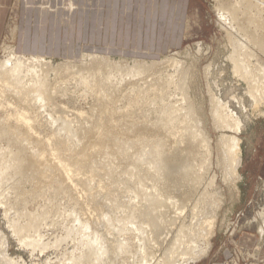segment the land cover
Here are the masks:
<instances>
[{
    "label": "rangeland",
    "instance_id": "obj_1",
    "mask_svg": "<svg viewBox=\"0 0 264 264\" xmlns=\"http://www.w3.org/2000/svg\"><path fill=\"white\" fill-rule=\"evenodd\" d=\"M255 1H257V2H255ZM220 2H224V3L231 2L230 4H236V5L240 6V8L242 7V9L244 10V14L245 15H246V12H247V15H249V17H252V18L256 17L255 19H257V20H255V24L258 26V23H260L259 25H261L264 28V12H263L264 11V0H245V1H243L244 5L241 4V0H190V5L188 6V8H186V13L184 14V19H183V20H185L184 23H183L184 27H182V30H183V35H182L183 41H182L181 45L178 48L169 50L168 52H166L163 55L152 56V57H150V56H142V55L138 56V55H136L135 51H133V49L132 50H128V51H126L123 54V53L119 52L118 50H116V49H118V47L121 46L120 45V37L118 35H116V32L118 31V29L117 30L115 29L116 30L115 33H111L110 31L106 30L105 28H102L101 34L99 36H96V34H93V31H91V30H85V29L82 30L81 29L80 30L81 34L78 35V32H79L78 30L79 29L75 28V25H74L73 27H71L69 29L70 30V34H71L69 36V39H70L69 47H70L71 50L68 51V52H53L52 54H47V55L45 54V56L47 58H49V59H46L45 62L51 61V64L53 63L52 65L56 66L57 64L63 63L64 61L68 62L67 64H73V63H69V62L72 61V62L76 63V65H77L75 67V69L73 68L74 70H76V68H79V66L83 65L84 63H86L88 61V60H84L83 59L84 58V54H89L91 52H96L99 55L108 56L109 59L111 61H113V62H115V61L116 62L118 61V62H121V63L124 62V63H126L125 64L126 66H131L132 64H134L136 59H138V60H141V59L143 60L144 59V60H146L148 62L157 61V62H159V63L156 64L157 68L162 69L163 71L167 70L169 72H173L175 68H173V66L171 65L172 63L170 61L175 59V60H178L179 62H181V64L183 66H185L186 68L188 67L189 71H190L189 82H188L189 83L188 95L190 97L189 99H190V102L193 103V105L195 106V109H196L195 112H196L198 120H200V124H201L200 128L205 132V135H207L208 141L210 140V145H211V148L213 149L212 152H211L212 155L210 156V159H211V161H210L211 165L210 166L209 165H206L207 167L205 166V164L208 163V161L206 160V156L205 155H201L200 154L201 157H198V158H201V159H199V161L197 159L196 162H195L196 170H198V168H200L199 171L200 170L204 171V172L202 171L204 173V175L200 171V174L202 175V179H201L202 181L200 183L202 185L201 184L197 185L199 188L196 186V189H197V192L199 194H203L205 192V190H207L208 194H210V192H211V194L213 196L216 195V198L214 197L216 199V201L217 202L219 201L217 203V205L215 206L216 209L214 207L215 213L213 211V214L217 215V216L215 215V220H216L215 223H214L215 226L213 227V230L209 229L207 231V233H208V237L206 236L207 239L204 238L205 240L203 241V239L201 237L199 238L200 241H199V245L197 246V248H205V250H206L207 249L206 244H207V242H209L211 247L207 251V253H204L203 255L199 256L196 259H194V261L191 260V262H189V264H210L211 261H212L213 256H216V255H218L219 257H222V255H223V257H226V259L224 261L225 264H264V237H261L259 235V228H260V226L262 224L261 223L262 221H261V219L258 216L259 212H261V211L263 212L264 211V103H262V105L256 106L254 104L253 99H251L249 97V95H247L248 94V89L246 87L247 84L245 83V81L240 79V78H238L237 76H235L232 73V71H230L232 69V64H231V62H229V61L227 62L226 61L228 55L232 52L231 51L232 50V45H230L232 43H231V38H229L230 37L229 33H233L232 34L233 36H237L239 34L236 33L235 30L229 29L228 24L224 23L220 19V16H219L218 10H217ZM246 2H247V4H249V7L253 3H255V4H254L253 7H250L251 9H248V6L246 5ZM249 2H251V3H249ZM245 5L247 6V8L245 7ZM257 5L259 6V8L262 7V10H261V8L260 9L257 8L256 7ZM243 7H245L246 9H244ZM247 9L249 11L250 10L251 11L248 12ZM10 10H11V8H10ZM251 12L254 14V17H253V14ZM260 13H261V15H260ZM15 16H16V10L15 11H9L8 15H7V20H6V22H7L6 23L7 24L6 25V29L4 28L3 30H1V34H0V61H2L3 59L7 58L8 56H10V54H11L10 53L11 52L10 49L15 48L14 47V39H13V36H12V32H13L12 25H14ZM241 16H242V20H240L239 22H241V21L244 22V28L246 27V29H249L252 33L255 30H256V32L258 30L257 33H259L260 30H261V33L263 32V34H264V29L261 26H260L261 28L258 26L260 29L257 28L256 25H255V27H253L254 26L253 25L254 22H252V21L248 22V18L244 17L243 15H241ZM253 28H254V30H253ZM232 31H234V32H232ZM242 31H244V30H242ZM251 32H248V33H251ZM98 39L100 40V43H96ZM78 41H79V43H78ZM85 44H87V45H85ZM110 46H112V49H113L112 51L111 50L110 51L107 50V49L111 48ZM257 46H258L257 44L250 43V47H252V49L255 50L256 56L257 57L259 56V58L261 57L260 58L261 60L258 58L259 59L258 61L263 64L264 63V48L259 46V48L260 47H261V49L263 48V51H260V49H257ZM6 47H8V48L6 49ZM83 47H85L87 49L88 48H96V49H100V50L99 51H91V50L84 49ZM168 68H169V70H168ZM55 73H56L55 71H52V70L49 71V74L51 75L50 77L51 78H56L55 77L56 76ZM70 74L71 73L66 72L63 75L61 74V76H64V77L68 76V77H66V80L69 78L68 81H70V79H73L72 81H70L68 83V84H70L69 85L70 87L68 86L67 89L62 88V91L65 89L64 91H66V92L69 89L68 92H70L71 94L67 92L68 96H69L68 97L67 93L65 94L64 91H63L64 94L62 92H59L61 95L63 94V97H61V95L59 94V96H57V100H55V101H56V103L58 102L59 104L58 103L57 104L59 106H61L62 108H64V109L67 107L66 109L68 111H70L71 108H72V111L78 110L77 112L81 113L80 123H82V126L85 129H88V131L90 130L89 131L90 136H92V134H94V133L98 134V135L94 134L93 137H91V140L89 139L91 142L92 141L94 142V140L96 139L95 142H94L95 144L92 142L93 145L99 146L100 139H101V142H103V141L105 142V141L109 140L108 143H111L113 141H111L110 139L113 138V136L114 137L117 136L119 138L121 136L120 139L123 140V141H124V139H125V141L127 139H129L126 142H128V143L131 142L130 144H134L135 142L137 143V139L138 138L142 139V137H143V139H144L143 141L145 143V145L143 147H144L145 150L151 149L152 148L151 145H154V143L157 142L156 141L157 139H161L164 142L165 151L171 157H175V155H178L180 151L184 150V148L186 146V143H184L185 142V137L184 136H185V134H187V133H185L187 131L184 130L185 129L184 126L186 125V129H187V122L188 121L183 120L185 123L184 122L177 123L176 124L177 127L175 125L174 126H172V125L167 126V124L165 123L166 121H164L167 116L168 117H172L173 115H176L175 113H177V114L181 113L180 114L181 117H184L183 115L187 114L186 110L182 111V112H185V113H182L181 111L175 112L173 110L175 102L177 104V105L175 104V107L179 106L181 108L182 104H185V103H183V99H182L183 97H181L182 96L181 92L178 89H175L173 86H170L169 88L166 86L164 88V90H165L164 93H161L162 90H158V91H157V89L155 91L152 90V92L154 91V93L159 92L158 93L159 94L158 97H157V95L154 96L152 94L151 95L153 97L150 94H149V96H151V97H149L148 94L146 96L144 93H142V95L143 94L145 95L143 97L141 95V93H140L141 96L137 95V93H139V92H138V89H136V87H135V89L132 88V86L133 87L136 86L135 83H137L136 82L137 80L135 81L134 79H130V80L126 79L127 81H123V84H124L123 87L122 88L120 87V89L118 88L121 93H118L119 90L117 89L118 91L114 92L116 95L113 93V99L112 100L111 99H107V100H109V104L108 105H110V106L107 105L109 107L108 108L106 106V104L104 103L105 101L108 103V101L107 100H104V101L101 100L102 96H100V94H98V92H96L99 95V97H98V95L95 92H93L95 90L94 89L95 87L94 88L92 86L85 87V85L81 86V82H80L81 81V77L79 79V77L77 75H73L72 76ZM102 74L103 73H98L97 78H100V77L102 78V76H103ZM74 79H75V81H74ZM76 79H78V80H76ZM71 82H73V83L75 82V84L77 83V84H80V85L77 86V84L75 85V84H72ZM119 82H120V80H119ZM153 86L155 87L157 85H153ZM173 88H174V90H173ZM166 89H169V90L167 91ZM132 90L134 91V93H136V91H137L136 95H134ZM150 90H151V88H150ZM74 92H75V94H74ZM165 92L167 94H169V95L167 96ZM174 92H176V93H174ZM94 94H95V96H94ZM123 94L125 96L127 94L128 95L125 97V96H123ZM160 94H161L162 97L160 96ZM211 94H213L216 97H219L221 99V101H222V104L224 103L227 106V109L229 110V111H227V113H231L232 116L234 117V118H231V120H229L230 126L232 128H229V129L227 128V129L223 130V129L217 128L214 125L213 116H212V112H211V102H210ZM87 95H89V96H87ZM118 95L121 96V97H119ZM163 96H165V97H163ZM59 97H61L60 98L61 100L59 99ZM95 97H97L98 99L100 98V101H103V102H101L103 104L100 103L102 106L99 105L100 101L97 98L95 99ZM136 97H137V99H136ZM147 97H149V100L147 99ZM72 98H73V100H72ZM124 98H126V100ZM131 98H133V100ZM138 98L140 100H142L141 101L142 104L140 103V101L139 102L137 101V103H135V105H134L133 102H136V100H139ZM141 98H143V99H141ZM151 98L152 99L154 98V99L151 100ZM177 98H178V100H177ZM116 99H117L118 102H116ZM144 99H145L146 102L143 101ZM159 99H160V101H159ZM96 100H98L99 102H97ZM147 100H148V102H147ZM166 100H168V101H166ZM149 101H150L151 104H149ZM164 101H166L167 103L164 102ZM60 102H61V105H60ZM110 102L112 104H110ZM154 102L157 104V107H156V104ZM170 102L173 104V106H172V104ZM65 103H67V104H65ZM97 103L101 107L102 111L101 110L94 111V107L95 106L93 107L92 105L98 106ZM139 103H140L141 106H139ZM145 103L148 104L149 107ZM144 104L146 106H144ZM158 104L160 105V107L158 106ZM179 104H181V105H179ZM127 105L128 106L131 105V108H127ZM168 106H170V109H172L173 112L170 111ZM103 107H104V111H103ZM118 107H119V109H118ZM139 107L141 108V110L143 109V107H144V109L141 111ZM132 108H134V111H133ZM161 108L163 110H165L164 112L167 115L166 117H164V116L161 117V115H165V114H163L164 112H163V110ZM105 109L106 110L108 109L107 111H109V113L107 111H105ZM109 109L110 110L114 109L115 113H114V111L111 110V112L113 113L112 114ZM79 110H81V111H79ZM148 110H150V111L153 110V111L150 112ZM131 111H133L134 113H132ZM167 111H169L168 113H170L172 116L168 115ZM261 111H263V112H261ZM48 113H50V111H43V109L40 111L39 119L41 121H43V122H41L39 120L41 125H39L40 124L39 121L37 123L35 122L36 125L38 124L36 126L37 132H39L38 130H40L42 132V134H43V135L42 134L41 135L42 136H46V138L49 137L50 133L54 132V134H56L55 137L61 138V136H62V139L63 140L65 139L66 141L68 140L66 143L68 145L71 144L72 147H73L74 143H76L77 140L76 139L74 140L73 138L69 140L67 138V133L66 132L58 131V128H59V124L58 123H57L58 125L55 124L54 122L51 124L52 126L48 125L47 120H45L47 118H50ZM82 113L84 115H82ZM106 113H107V115H106ZM110 113H111V115H110ZM137 113H139V114H137ZM156 113L157 114L159 113V114L157 115ZM42 115H45V116H42ZM103 115H104V117L105 116L106 117L103 118ZM143 115L146 118L143 117ZM91 116H92V118H91ZM88 117H90V119ZM137 117L139 118L138 119L139 123L138 122H133L132 118H134V121H138ZM96 118H98V119L96 120ZM107 118H109V119L107 120ZM159 118H160V121H159ZM43 119L47 123L44 122ZM126 119L129 120L130 123ZM130 119H132V121ZM148 119L150 121H148V123H147ZM48 120H50V119H48ZM90 120H92L91 122L94 121L95 124H93V125L95 127L92 125ZM140 120L141 121L145 120V121H142V123H140L141 122ZM161 120H162V122L164 121L166 126L164 125V123H163L164 126L162 125ZM97 121L101 125L102 130H101V127L99 126V124L98 123L96 124ZM236 121L239 124L237 129H235V125H234V122H236ZM108 122H110V123H108ZM127 122L130 124V126H131L130 128H132L133 125L135 126V123H137L136 126H138V127H134L133 126L134 130H132V129L130 130V128L128 127L129 125L127 124ZM131 122L134 123V124H132ZM43 123L45 124L46 128H45ZM145 123H147L148 124L147 126L149 127V129H147V130H145L146 129L145 128L146 127ZM159 123H160V125H159ZM76 124L78 125V123L75 122L74 125L77 126ZM120 124H121V126L119 127ZM143 124L145 126L141 127L140 125H143ZM42 126H44V131H43V127ZM125 126H126V128H125ZM94 128L97 131L94 130ZM159 128H161V130ZM163 129H164V131H162ZM52 130H54V131L52 132ZM117 130H119V131H117ZM135 130L137 132L138 131H141V132L137 133ZM181 130L183 131L184 134L182 133ZM55 131H58L59 133H57ZM101 131H103V133H101ZM148 131H149V133H148ZM46 132H47L48 135L46 134ZM48 132H50V133H48ZM173 132H174V134H173ZM177 132L180 133V134H178ZM104 133H107V134H104ZM223 133L229 134V135H231L233 137H237L240 140L242 162H241L240 166L237 169L238 174L240 176L238 178H236V176L234 177V175H232V176L229 175L231 177H229V179H228V175H226L223 171H221L222 168L220 167V164L218 162L219 149L217 147V141H218V138L220 137V135L223 134ZM100 134L102 136H100ZM139 135H141V136H139ZM147 136H148V139L146 138ZM94 137H96V138L94 139ZM101 137L102 138L104 137V138L102 139ZM105 137H107V138L109 137V138L105 139ZM124 137H126L127 139L124 138ZM52 140H54V139H52ZM52 140H50V142H51L50 144H53L52 147H54L55 146L54 145L55 144V142H54L55 140L54 141H52ZM89 140H85V142L87 141L86 143L89 144V142H90ZM131 140L132 141L134 140L135 142L133 141L134 142L133 143ZM151 140H152V142H151ZM96 141H98V142H96ZM181 141H183V142H181ZM91 142H90V144H91ZM149 142H150V144H149ZM206 142L207 141H204V143H206ZM48 143L49 142L47 141V144ZM183 143L185 144V146L182 145ZM71 145H69L70 148H72ZM172 145H174V146H172ZM131 147H133V148H131ZM176 147H178V148L181 147V148L177 149ZM50 148H51V145H50ZM131 149L132 150L133 149L137 150V148L135 149L134 146H129L127 148V152H128V153L126 152V154L128 155L127 156V158H128L127 161L131 160L130 158H132V160H133V161L132 160L129 161L130 163L127 162V165L125 164L127 166L128 172L125 171V172H122L121 174H116L114 176V178L110 177V176L107 177V174L105 173V168L103 170V167H104L103 165L104 164L102 163L103 165H100V164H99V166L97 165V168H96L95 171H93V172L89 171L88 172L89 174L87 173V171L89 169L85 168V170H82V172L80 171L79 175L77 174V177L75 176V178H74V175L73 176L71 175L75 180L76 179L77 180L76 181L71 180L70 184L67 183L65 185L64 183H62V180H60L61 178H59V175L61 176V174H60L61 172H58L59 169H57L55 167L57 171L55 169L47 170L48 173H49V174L47 173V175L49 177H47L45 175V177L43 178V179H45V182H42V181H44L43 179H41V180L39 179V181L37 182V184H38L41 181L40 183L43 185V187H41L42 185L40 183H39L38 187L39 188L41 187V189L43 188L42 189L43 191H45L44 189H50L51 188V186H50L51 184L54 185L52 189H53V191L54 190L55 191L53 193L51 192V189H50L48 191L46 190L45 193L47 195L44 192H42L43 194H41V195L31 196L30 193H29L30 185H27V187H26L28 189L27 198H25L24 200H22L20 202L17 201L16 204H14L11 201L10 203H12L14 205L11 204L10 206H12V207L7 205L9 208L6 206V201L8 199V195H10L12 197V196H15L16 194L15 193H12V194L9 193V192H12V191H9V192L6 191V193H7L6 195L5 194L3 195L2 193H0V236H1V238H0V250L2 249L1 250L2 252H0V254L3 257V259L0 260V261L3 262L4 264H12V263L13 264H15V263L16 264H54V263L55 264H59V263L60 264H72L73 263L72 261H75L76 264H78L77 262H81V264H86V263L92 264V263L95 262V259L97 260L99 258V260H100V257H102L103 252L105 251L104 250L102 252V250H101V252H100L101 255H99L100 253L95 255V254H93L90 251L91 246H94L93 244H95V243L97 244L99 242L98 238H99V240L102 239L100 241L101 243L103 242L102 246H100V247L105 249V248H108L109 246H111L113 243L117 242V240H116L117 237H118L119 240H121L120 241L121 244L117 242V243H115L113 245H115V246L117 245L118 246V244H120V245H122L124 247L122 248V246L121 247L119 246V249H118V247L116 246V249H118V250H116L115 248H113V245H112L111 248H112V251H114V253H112L111 255L112 256H113V254L114 255L115 254L118 255L117 252L119 251L118 257L117 256H113V259H112V257H110V258L106 257V254H105L104 255L105 256V260L102 258L103 260L101 259L102 261L101 260L99 261V262H102V264H107V263L108 264H112V263L113 264H122V263L123 264H127V263L131 264V262L132 263L135 262L137 264H142V261L145 258H146V264H148L149 261H150L149 262L150 264H164L165 261H167L169 264H172L173 260H180L181 256L179 257L177 254H175V256L177 257L176 259L174 257H171V256L166 257L165 247H166L167 244L165 246L161 245L157 241V237H155L156 235H155L153 230H149V232L151 231L154 235L152 233L149 234L148 230L144 229L146 226H144L141 229V231H142L141 235H143V234L146 235L145 233L147 232V235L151 236V237L149 236L150 237L149 238L146 235L147 238H145V237L144 238L146 240L152 238L151 240H147V241L148 242L149 241L153 242V243L151 242L153 244V249H152V246H151L152 244L151 243H150L151 245L147 246L148 248L146 247L145 244H148V242L146 241V243H145L144 239H141V237L143 238L144 235L143 236L138 235V234H140V231H139V233H137V235L140 236L141 242L145 243V244L141 245L138 236L136 237V234H134L135 231L132 230L133 228L137 229V227H138L137 225H139V226L143 225V221L142 220L141 221L138 220V216L136 214L138 212L137 210L138 209L140 210V206L141 205H142L143 208H144L145 205H147V206L150 205V204H147L148 202H145L143 200L142 196L146 193L147 189H148V191L151 194H154L156 184L161 185V181L160 180L157 181L156 179L152 180V179H149L147 177L145 179L143 178L144 180L141 179V181H137L136 180L137 178H134V176H132L133 175L132 174L133 164H131V163H133L134 160L136 159L135 156H136V152L137 151H134V150L132 151ZM175 149H177V150H175ZM47 150H48V146H47ZM33 151H31V152L32 153L36 152L35 150H33ZM41 151H43V150H39L38 152H41ZM131 152L134 153L133 156L131 154H129ZM70 153H71V151H69V150H68V152L65 151L64 158L67 161V163L70 164V167L73 168V166H72L73 164L72 163L78 156H75V159H71L70 157H68V156H70ZM101 160H102V158L99 157L97 161H100V163H101L102 162ZM115 160H116V158H114V161ZM115 162L119 163L120 162V158L117 159ZM145 162L146 161H144V163H142V167L146 166ZM218 165H219L220 169H219ZM201 166H205V168H207V169H205V168L201 169ZM52 168H54V167H52ZM150 168H152V167H150ZM99 169L103 170V171L100 172ZM84 171H86V172H84ZM56 172H58V173H56ZM90 172H91V174H90ZM103 172H104V174H103ZM82 173L84 175H82ZM92 173H95V174L92 175ZM52 174H54L56 177L54 175H52ZM85 174L87 175V177H86ZM80 175L84 179H82V177H79V178L82 179V181L84 180L85 183L84 182L82 183V181L78 178V176H80ZM213 175H215V176H213ZM225 175H226V177H225ZM89 176L93 177V178L91 179ZM105 177L107 179L108 178L109 179L112 178V179H110V181H108L109 179L107 180ZM132 177H133V179H135V180H132L133 181L132 183H135V185L132 184V183L126 184L125 181H127V179L129 180V178H132ZM85 178H87V179L85 180ZM89 178H90V180H89ZM46 179H47V181H46ZM51 179H52V181H51ZM93 179L94 180L97 179V181H94ZM54 180H55L56 184H54L55 183ZM78 180H80L82 184L80 183V181L78 182ZM212 180H213V183H212L213 185L211 186V184L209 185V183ZM51 182H53V183H51ZM123 182H125V183H123ZM78 183L80 184V186H79ZM90 183H92V184H90ZM116 183H118V184L116 185ZM45 184H47V185H45ZM72 184L74 185L75 188L72 186ZM101 184H103V185H101ZM48 185H49V187H48ZM59 185L60 186H62V185L64 186V187L62 186L63 191H58L56 189V188H58ZM76 185H77V187H76ZM84 185H85V187H87V186L88 187L87 188L83 187L84 188L83 189L82 186H84ZM90 185L91 186L94 185V187H91ZM89 186H90V188H89ZM128 186H130V188H127ZM67 188H72L73 189V191L71 189L70 190L72 191V193L74 192L73 195H72L74 198L71 196V194H72L71 191L68 190ZM180 188L181 187H179L178 190L177 189L173 190L175 193L172 191L174 193V196H173L174 198L170 199V200L176 199V203H175L176 205H173L174 204L173 202H172L173 204H170V205H172L173 207L175 206L174 209H172L173 211L171 210L172 214H174V211H179L180 212L179 213L180 216H183V217H181L180 219H178L177 222H175V223H177L175 226L174 225H170L172 229L170 228V226H169V228L167 230L164 229V231L168 232V234H167L168 237L167 238H169V239L176 237L177 234H179L180 230L185 226V224H187V223H189L191 221V217H192L191 211H192V209H194V211H195V209H196L195 208V204H196V202L198 201V198H199L198 193L196 194L197 196L194 194V195H190L191 196L190 197L189 195L186 194V196L183 197L182 195H185L184 193L187 192V188L185 186L182 187L181 189ZM183 188H184V190H183ZM74 189H75V191H74ZM128 189L132 190V191L130 192ZM196 189H194V190H196ZM94 190H95V193H94ZM97 190L100 191L101 193H103V195L101 193L99 195V192ZM116 190H117V192H115ZM138 190L140 191V194H138L139 193ZM142 190H143L144 193H141ZM49 191L51 192V193H49L50 195L48 194ZM65 191H66V193H65ZM176 191H178V193ZM181 191H183L184 193L181 192ZM57 192H58L59 195L55 194ZM62 192H64V193H62ZM68 192L70 193V196H69V194H67ZM75 192L77 193L76 195H75ZM89 192H90V194H88ZM96 192H98V194ZM109 192H111V194H113V192H114V194L111 195ZM121 193L123 195H125L126 197L122 196ZM93 194H95V195H93ZM105 194H108V196L110 195L112 198L110 196H109L110 199H107L108 197L105 198L107 196V195L105 196ZM151 194L149 195L150 197H152ZM91 195H93V196H91ZM101 195H102V198L100 197ZM127 195H128V197H127ZM153 197H154V195H153ZM52 198L55 199V200L53 201ZM61 199L63 201L65 200L66 202H62ZM80 199H81V201H79ZM105 199L107 201H105ZM122 199H124L125 202L126 201H128V202L124 203V201ZM195 199H197V201H195ZM119 200H121V201H119ZM187 200H189V201H187ZM77 201L80 202V203L78 204ZM185 201H186V204H185L186 206L185 205L182 206L183 205L182 203H185ZM46 202H49V204L54 202L55 205L54 204L51 205V208L49 209L50 213L48 215L40 217L38 215H39V213H41V211H42V209L44 207V204ZM70 202L73 205H71ZM102 202H103V204H102ZM193 202H194V204H192ZM84 203H86L87 205L84 204ZM111 203H113V204L111 205ZM169 203H171V201ZM187 203H190V204H187ZM62 204H64V205H62ZM76 204L81 205V206L75 207ZM82 204H83V208H82ZM192 205L194 206V208H191ZM121 206H122V208H121ZM180 206L182 208L184 207V209H182ZM40 207H41V209H40ZM117 207H119V208H117ZM132 207H134L136 209L134 211H132L133 210ZM186 207H187V209H186ZM4 208H5L6 211L4 210ZM72 208H74V209H72ZM130 208H131V210H130ZM17 209L29 212L30 213V217L34 216L33 217L34 219H39V220L41 219V222L39 223V226H37V228H33V230L31 229V232L29 233V235H27V237L20 236V235H18L16 233L15 229H16V225L17 224L23 225V223H25L28 220H30V219L27 220L26 216H24V215L20 216L18 214H15V213H17ZM106 209H108V210H106ZM112 209L114 211H112ZM129 210H130V212H128ZM107 211L109 212L110 215L108 214ZM68 212H70V213H68ZM181 212L183 213V215H181L182 214ZM104 213H105L104 216L105 217L107 216L106 218L102 215ZM71 214H74V215L72 216ZM126 214H128V218L126 217L127 216ZM172 214H171V212H169L166 215H167V217H170ZM129 215L131 217H129ZM87 216H88V218H87ZM67 217H68V219H65ZM122 217H126L125 221H127V224H128V226L125 225V227H127V228L124 227L125 230H123L121 228L126 223L124 221V218H122ZM28 218H29V216H28ZM111 219H112V221H111ZM133 219H135L136 224H135V226H132V223H130L131 224L130 225L131 228H129V222H131V220H133ZM118 220H121V221H118ZM136 220H138V221H136ZM204 220L205 219L202 218V221H204ZM68 222H69V224H68ZM70 222H72V223H70ZM78 222H80V223H78ZM115 222L117 223V225H116ZM137 222H139V223L142 222V223H140V224L138 223L137 224ZM81 223H82V225H81ZM83 223H86V224L88 223L87 224L88 228L91 225L92 229L90 227V230H89L87 228L86 224H84V226H85L84 227ZM199 223H201V220H200ZM144 224L146 225L145 222H144ZM203 224L205 226L206 223L204 222ZM98 225H99V227H101L100 229H98ZM109 225H110V227H109ZM119 225H122V226H119ZM79 227H80V229H78ZM81 227H83V231H80L82 229ZM113 227L116 228L115 229L116 232L114 231ZM173 227H175V228H173ZM201 227L198 230V232L202 231L203 227H202V229H201ZM94 228L96 230L95 233H94V230H93ZM105 228H106V230H105ZM138 228L140 229V227H138ZM206 229H207V227H206ZM70 230L72 232H70ZM128 230L131 231L132 233L128 232ZM99 231L101 233H99ZM105 231H106V233H105ZM137 231H138V229H137ZM174 231H176V232H174ZM91 232H92V234H91ZM108 232L110 233L109 234L110 237L108 236ZM117 232H119V233H117ZM246 233L251 234L253 239H252L251 242L247 241V242L243 243L241 236H243ZM99 234H102L101 235L102 237ZM70 235H71V238H70ZM79 235H80V237H79ZM98 235L101 237V239H100V237H97ZM114 235H115L116 238L114 237ZM86 236H89V237L91 236L90 239L93 242H91V240L89 238H87ZM152 236L154 237V239H153ZM165 236H166V234H165ZM191 236H192V233H191ZM199 236H203L201 232H200ZM251 236L245 235L244 239L245 238H250ZM60 237H61V239H60ZM94 237L95 238L97 237L96 240L98 242L95 241ZM192 237H195V235H193ZM27 238H31V239L35 240L37 244L29 245L30 243L28 242V240H26ZM103 238H105V239H103ZM123 238H125V239H123ZM107 239H108V241H107ZM42 240H43V242H42ZM109 240L111 242L113 241V243H111V244L108 243ZM114 240H116V241H114ZM122 240H124V242H126V240H129V241L126 244ZM37 241H39L40 244ZM106 241H107V243H106L107 247H105V244H104V242H106ZM138 241H139V245L137 244ZM83 242H85V243H83ZM154 242L155 243L158 242L159 244L157 243V245H156ZM88 243H90L92 245L90 246ZM101 243L100 244L98 243V244L101 245ZM125 245H127V248L125 247ZM136 245L138 247H140V248L138 249V247ZM159 246H160V248H159ZM185 246H187V245L185 244ZM185 246L183 245L182 247H185ZM143 247L145 249H143ZM111 248L107 249L109 252L106 250V252L108 254L111 253V251H110ZM120 248L122 249V251L124 253L121 251ZM134 248L136 249V251L134 250ZM3 249H4V251H3ZM76 249H78V250H76ZM86 249L88 250V252H87ZM126 249H127V251L125 252ZM137 249H138V251H137ZM140 249L142 250L141 251L142 254L139 251ZM85 250H86V252L88 254L91 253L92 256L91 255L87 256L86 255L87 253L85 252L86 254L85 255L83 254L82 259H80L81 256H82V254H80V253H83ZM147 250L149 251V253H147L148 252ZM145 252H146V254H144ZM129 253H131V254H129ZM135 253L136 254L137 253L141 254V256L139 255L140 258L138 256H136ZM69 254H71V256ZM258 254H260L259 257H258ZM75 255H77V256L80 255L79 256L80 258L75 256ZM129 255L130 256L134 255V256L130 257ZM148 255L154 256V258H152V257L149 258ZM64 257H65V259H64ZM89 257H91V261H90ZM92 257H94L95 259L92 258ZM114 257H116V258L114 259ZM78 258L81 261H79ZM70 259H72V260L70 261ZM109 259L111 261L115 260V262L110 263L111 261ZM132 259H134V260H132ZM82 260H84V262ZM152 260H153V262H152ZM92 261H94V262H92ZM138 261H139V263H138ZM3 263H0V264H3ZM95 264H99L98 261ZM143 264H145V262Z\"/></svg>",
    "mask_w": 264,
    "mask_h": 264
},
{
    "label": "bare ground",
    "instance_id": "obj_2",
    "mask_svg": "<svg viewBox=\"0 0 264 264\" xmlns=\"http://www.w3.org/2000/svg\"><path fill=\"white\" fill-rule=\"evenodd\" d=\"M245 0H241V4H243ZM248 2V1H247ZM246 2V5L248 6V9H251L250 7H253L255 3H253L250 7H249V4H247ZM252 2V1H251ZM249 2V3H251ZM254 2V1H253ZM257 2V1H255ZM231 2H220L217 10H218V14L220 16V19L224 22V23H227L228 26H229V29L231 30H235L236 33H238L239 35L237 36H233L232 34L233 33H229L230 37L231 38V43L230 45H232V52L228 55L226 61L228 62H231L232 64V69L230 71H232V73L237 76L238 78L242 79L245 81V83L247 84V89H248V94L249 97L251 99H253L254 101V104L256 106H259V105H262V103H264V63H260L258 60L261 58H259V56L257 57L256 54H255V50L252 49V47H250V43L252 44H257V49H260V51H263V48H264V34L263 32L261 33V30L259 33L258 30L256 32L253 31V33L249 30V29H246V27L244 28V22H239L240 20H242V16L243 15L244 17L248 18V22L252 21L254 22V26L255 27V18H252V17H249V15H247V12H246V15L244 14V10L242 9V7L240 8V6L236 5V4H230ZM259 4V3H258ZM244 5V4H243ZM245 5V7L247 8V6ZM261 6V5H260ZM263 6V5H262ZM245 7H243L244 9H246ZM257 8H259V6L257 5L256 6ZM255 8V7H254ZM261 10H262V7H260ZM259 8V9H260ZM247 9V10H248ZM246 11V10H245ZM251 11V10H250ZM248 10V12H250ZM258 11V10H257ZM256 11V12H257ZM255 12V13H256ZM260 12V11H259ZM258 12V13H259ZM262 12V11H261ZM264 12V11H263ZM252 13V12H251ZM253 14V13H252ZM261 15V13H260ZM259 16V15H258ZM253 17H254V14H253ZM261 17V16H260ZM245 18V19H246ZM219 19V20H220ZM262 21V20H261ZM251 22V23H252ZM260 22V21H259ZM260 23H258V26L260 27L261 25H259ZM257 25L256 27L259 28ZM252 27V26H251ZM262 27V26H261ZM260 27V28H261ZM259 28V29H260ZM263 28V27H262ZM228 29V28H227ZM256 29V28H255ZM264 29V28H263ZM262 29V30H263ZM230 30V31H231ZM244 30V31H242ZM254 30V28H253ZM234 32V31H232ZM245 32V33H244ZM248 32H251V33H248ZM229 40V39H228ZM259 46L263 47L261 49V47L259 48ZM8 47H6L7 49ZM11 50V54L10 56H8L7 58L3 59L2 61H0V193H2L3 195L7 194V192L9 191H12V192H9V193H15L16 195L15 196H10L8 195V199L6 201V206L7 205H11L12 203H10L11 201L16 204L17 201H22L24 200L25 198H27V194H28V189L26 188L27 185H30V190H29V193L31 196H37V195H41L43 194L42 192H46V190H50L51 189V192L53 193V186L51 183L50 186L51 188L50 189H44L45 191H43L41 189V187H43V185L39 188L38 185L39 183L37 184V182L39 181V179H43L45 177V175L47 177H49L47 175L49 169H59L58 172H61V176L59 175V178H61L60 180H62V183H64L65 185L68 183L70 184V181L71 180H74L76 181L74 178L75 176L77 177V174L79 175L80 171L82 172V170H85V168L89 169L87 171V173L89 171L93 172L96 170L97 168V165L99 166L100 165H103V170L105 168V173L107 174V177L110 176V177H113L116 175V174H121L122 172H125L127 170V162L130 163L129 161L132 160V158H130L131 160L127 161L128 158H127V148L129 146H134L135 149L137 148V150H134V151H137L136 152V159L134 160L133 163V170H132V176H134V178H137L136 180L137 181H141V179H145L146 177L149 178V179H156L157 181L160 180L161 181V185L159 184H156L155 186V192L154 194H151L148 189L146 191V193L142 196L143 197V200L145 202H148L147 204H150L149 206L145 205L144 208L142 207V205L140 206V210L138 209L137 211V216H138V220L139 221H143V225H137L138 227H140V229L137 227V229L135 230L134 228L132 230L135 231L134 234H136V237L138 235H141V229L146 226L144 229L145 230H153L154 233H155V237H157V241L161 244V245H166L165 247V250H166V257H174L175 259L177 258L175 256V254H177L179 257L181 256V259L180 260H173L172 261V264H189V262H191V260L194 261V259L198 258L199 256L203 255L204 253H207V251L210 249V243L207 242L206 246H207V249L205 250V248H197V246L199 245V241H200V237L203 239V241L206 238V236L208 237V233L207 231L209 229H212L213 230V227L215 226L214 223H215V215L213 214V211L215 213V210H214V207L217 205V202L216 201V195L213 196L210 192V194L207 193V190H205V192L203 194H199L197 192V189H196V186L197 185H200L201 183V179H202V175L200 174V171L202 172L203 170H200V168H198V170H196V165H195V162L196 160L198 159H201V158H198V157H201V155H205L206 156V160L208 161L206 165H211L210 164V156L212 155L211 152H212V148H211V145H210V140L208 141V138H207V135H205V132L200 128V120H198V117L196 115V109H195V106L193 105V103L190 102V97L188 95V92H189V75H190V71H189V68L183 66L181 64V62H179L178 60H172L170 61L173 66L174 71L173 72H169V71H163L162 69H159L157 68L156 64L159 63L157 61H153V62H148L146 60H138L136 59L134 64H132L131 66H126L124 62H113L109 59L108 56H104V55H99L97 54L96 52H91L89 54H84V60H88L86 63H84L83 65L79 66V68H76L75 67L77 66L76 63L74 62H69V63H73V64H67L68 62H63V63H60V64H57L56 66L55 65H52L51 64V61H48V62H45L46 59H49L47 58L46 56L44 55H34V54H24V53H20L18 51L15 50V48H12L10 49ZM230 52V51H229ZM83 56V55H82ZM112 56V55H111ZM110 56V57H111ZM259 58V59H258ZM153 59V58H152ZM167 59V58H166ZM132 60V59H131ZM256 60V61H255ZM261 60V59H260ZM255 61V62H254ZM133 63V62H132ZM230 64V63H229ZM169 65V64H168ZM231 66V65H230ZM190 67V66H189ZM74 68V69H73ZM72 69V70H71ZM55 71V77L56 78H51L50 74H49V71ZM169 70V68H168ZM66 72H69L71 73L70 75H77L80 79L81 77V86L82 85H85V87H90L92 86L95 90L93 92H98V94H100V96H102V99L101 100H107V99H113V93L115 91H118L120 89V87L122 88L123 87V81H127L126 79H134L137 83L136 86H132V88L135 89H138V92L136 91L137 95L141 96L142 93H144L146 96L148 94L151 95H157L158 97V93L157 92L158 90H162L161 93H164V88L167 86L168 88L170 86H173L175 89H178L180 92H181V97H183V103L185 104H182V107L179 108L178 107H175V104H174V108L173 110L175 112H178V111H187V114L183 115L184 117H181L180 114H177L175 113L176 115H171L170 113H168L169 111H167L168 115L172 116V117H168L166 114H165V110H163V114L165 115H161L166 117L164 121H166L165 123L167 124V126L169 125H172V126H176L177 123H180V122H184L183 120H186L188 121L187 122V129H186V125L184 126V130L187 131L185 133V142L186 143V146L185 144L183 143L182 145L185 146L184 150L180 151L178 155H175V157H171L166 151H165V144L164 142L161 140V139H157L154 143V145H151L152 148L151 149H148V150H145L144 149V139L142 137V139L138 138L137 139V143L132 142L134 144H130L128 142H126L127 140L124 141L121 140V136L120 138L119 137H114L113 135V138H111L110 140L113 141L111 143H108L109 140L107 141H103L101 142V139H100V144L99 146L97 145H93L92 142L90 141L91 140V137H93V135L95 134H92V136H90V133L88 131V129H85L83 126H82V123H80V118H81V113L77 112L78 110L76 111H72V106L70 107L71 110L68 111L66 108H62L61 106H59L55 100H57V96H59V92H62L67 89V87L70 85L68 84L70 81H72L73 79H70V81H68V79L66 80V77L68 76H61V74H65ZM208 72V71H207ZM98 73H103L102 75V78H97V75ZM68 74V73H67ZM69 75V76H70ZM100 75V74H99ZM71 76V77H72ZM76 76V77H77ZM233 76V75H232ZM61 77V78H60ZM78 80V79H76ZM120 80V82H119ZM238 80V79H237ZM75 81V79H74ZM241 81V80H240ZM119 82V83H118ZM238 82V81H237ZM72 84H75V82H71ZM126 83V82H125ZM71 84V85H72ZM77 84V83H76ZM75 84V85H76ZM132 84V83H131ZM80 84H77V86H79ZM133 85V84H132ZM152 85V86H151ZM153 85H157V86H153ZM240 86V85H239ZM70 87V86H69ZM154 87V88H153ZM157 87V88H156ZM238 87V86H237ZM62 88H65L63 91H62ZM119 88V89H118ZM151 88V90H150ZM153 88V89H152ZM173 88V90H174ZM118 89V90H117ZM133 89V90H134ZM157 89V93H154V91ZM132 90V91H133ZM152 90H154L152 92ZM167 91L169 89H166ZM69 91V89L67 90V92ZM125 91V90H124ZM123 91V92H124ZM65 94L67 93L66 91H64ZM72 92V91H71ZM151 92V93H150ZM171 92V91H170ZM70 93V92H68ZM68 93H67V96H68ZM118 93H121L120 90ZM134 93V91H133ZM136 93H134V95H136ZM141 93V95H140ZM154 93V94H153ZM166 93V92H165ZM176 93V92H174ZM64 94V93H63ZM63 94L61 95V97H63ZM71 94V93H70ZM75 94V92H74ZM82 94V93H81ZM97 94V93H96ZM97 94V95H98ZM115 94V93H114ZM142 95L143 97L145 95ZM84 95V94H83ZM116 95V94H115ZM128 95V94H127ZM126 95V96H127ZM151 95V96H152ZM166 95L168 96L169 94L166 93ZM89 96V95H87ZM95 96V94H94ZM93 96V97H94ZM119 96V95H118ZM123 96H125L123 94ZM125 96V97H126ZM138 96V97H139ZM149 96V97H151ZM161 96V94H160ZM173 96V95H172ZM59 97V99L61 98ZM69 97V96H68ZM71 97V96H70ZM85 97V96H84ZM99 97V95H98ZM121 97V96H119ZM149 97H147V99L149 100ZM153 97V96H152ZM162 97V96H161ZM165 97V96H163ZM97 97H95L96 99ZM135 98V97H134ZM156 98V97H155ZM170 98V97H169ZM179 98V97H178ZM177 98V100H178ZM68 99V98H67ZM87 99V98H86ZM98 99V98H97ZM121 99V98H120ZM126 100V98H124ZM133 100V98H131ZM137 99V97H136ZM139 99V98H138ZM143 99V98H141ZM154 99V98H153ZM151 98V100H153ZM158 99V98H157ZM161 99V98H160ZM159 99V101H160ZM168 99V98H167ZM175 99V98H174ZM61 100V99H60ZM70 100V99H69ZM73 100V98H72ZM100 101V98L98 99ZM98 100H96L97 102H99ZM110 100V101H111ZM147 100V102H148ZM156 100V99H155ZM103 101H100L99 102V105L102 106L101 102ZM108 103L105 101L104 103L106 104V106L109 104V100H107ZM114 101V100H113ZM112 101V102H113ZM131 101V100H130ZM137 101L142 104V100H136V102H133V104L135 105V103H137ZM145 101V99L143 100ZM168 101V100H166ZM164 101V102H166ZM171 101V100H170ZM182 101V100H181ZM95 102V101H94ZM115 102V101H114ZM116 102L117 99H116ZM123 102V101H122ZM146 102V101H145ZM152 102V101H151ZM210 102H211V112H212V116H213V122H214V125L219 128V129H229V128H232L230 126V122L229 120H231V118H234L232 116L231 113H227V111H229L227 109V106L223 103L222 104V101L219 97H216L214 96L213 94H211V98H210ZM64 103V102H63ZM62 103V104H63ZM76 103V102H75ZM87 103V102H86ZM101 103V104H100ZM139 103V106H141ZM155 103V102H154ZM167 103V102H166ZM165 103V104H166ZM171 103V102H170ZM178 103V102H177ZM67 104V103H65ZM64 104V105H65ZM70 104V103H69ZM93 104V103H92ZM96 104V103H95ZM110 104H112L110 102ZM114 104V103H113ZM128 104V103H127ZM146 104V103H145ZM144 106H148V104H146ZM149 104L150 101H149ZM156 104V103H155ZM154 104V105H155ZM172 104V103H171ZM179 104V105H181ZM60 105H61V102H60ZM98 105V103H97ZM96 106V105H92L94 107V111H99L101 110V107L100 106ZM132 105V104H131ZM131 105L128 106L127 105V108H131ZM133 105V106H134ZM137 105V104H136ZM177 105V104H176ZM79 106V105H78ZM105 106V105H104ZM110 106V105H108ZM107 106V107H108ZM118 106V105H117ZM120 106V105H119ZM158 106L160 107V105L158 104ZM163 106V105H162ZM173 106V104H172ZM106 107V108H107ZM116 107V106H115ZM114 107V108H115ZM136 107V106H135ZM149 107V106H148ZM147 107V108H148ZM156 107H157V104H156ZM165 107V106H164ZM169 109H170V106H168ZM109 108V107H108ZM138 108V107H137ZM140 108V107H139ZM154 108V107H153ZM152 108V109H153ZM172 108V107H171ZM183 108V109H182ZM43 109V111H50L49 114V117L50 118H47L45 120H47L48 122V125L52 126L51 124L54 122L55 124H59V128H58V131H64L67 133V138L70 140V139H76L77 142L74 143V146L72 147L71 144V147L73 148H70L69 145L66 143L67 141L64 139H62V136L61 138L59 137H55L56 134H54V130H52L53 133H50L49 134V137L46 138V136H42V132L40 130H38L39 132H37V129H36V125L35 122L37 123L40 119H39V113L40 111ZM119 109V107H118ZM133 111H134V108H132ZM144 109V107H143ZM142 109V110H143ZM156 109V108H155ZM154 109V110H155ZM167 109V108H166ZM75 110V109H74ZM108 110V109H107ZM105 109V111H107ZM110 110V109H109ZM112 111H114V109H111ZM110 110V112H111ZM116 110V109H115ZM129 110V109H128ZM141 110V108H140ZM141 110V111H142ZM160 110V109H159ZM172 109H170V111L173 112ZM258 110V109H257ZM81 111V110H79ZM102 111V110H101ZM103 111H104V107H103ZM118 111V110H117ZM130 111V110H129ZM133 111H131L132 113H134ZM150 111V110H148ZM153 111V110H151ZM150 111V112H151ZM156 111V110H155ZM109 113V111H107ZM122 112V111H121ZM157 112V111H156ZM171 112V113H172ZM263 112V111H261ZM112 113V112H111ZM110 113V115H111ZM115 113V111H114ZM125 113V112H124ZM136 113V112H135ZM141 113V112H140ZM173 113V114H174ZM182 113H185V112H182ZM95 114V113H94ZM103 114V113H102ZM113 114V113H112ZM131 114V113H130ZM139 114V113H137ZM157 114V113H156ZM159 114V113H158ZM157 114V115H158ZM82 115H84L82 113ZM107 115V113H106ZM126 115V114H125ZM124 115V116H125ZM145 115V114H144ZM143 115V117H145ZM42 116H45V115H42ZM118 116V115H117ZM121 116V115H120ZM142 116V115H141ZM97 117V116H96ZM100 117V116H99ZM106 117V116H105ZM104 115H103V118H105ZM112 117V116H111ZM119 117V116H118ZM126 117V116H125ZM131 117V116H130ZM135 117V116H134ZM163 117V118H164ZM90 119V117H88ZM92 118V116H91ZM102 118V117H101ZM115 118V117H114ZM142 118V117H141ZM146 118V117H145ZM148 118V117H147ZM43 119V120H44ZM50 119V120H48ZM86 119V118H85ZM95 119V118H94ZM93 119V120H94ZM98 118H96L97 120ZM109 118H107L108 120ZM121 119V118H120ZM133 119V122H138L139 123V118L137 117V120L138 121H134V118ZM132 119H130L132 121ZM162 119V118H161ZM44 120V122H46ZM116 120V119H115ZM119 120V119H118ZM123 120V119H122ZM127 120V119H126ZM41 121V120H40ZM39 121V123H40ZM92 120H90L91 122ZM129 121V120H127ZM141 121V120H140ZM142 121H145V120H142ZM142 121L140 123H142ZM148 121H150L149 119L147 120V123ZM159 121H160V118H159ZM164 121L162 122L161 120V123L163 125ZM43 122V121H41ZM46 122V123H47ZM78 123L77 126L74 125V123ZM106 122V121H105ZM117 122V121H116ZM115 122V123H116ZM125 122V121H124ZM92 125L95 124L94 121L91 122ZM98 123V121L96 122V124ZM110 123V122H108ZM121 123V122H120ZM130 123V121H129ZM127 122V124L129 125L128 127L130 128V124ZM132 123V122H131ZM145 123L146 125V129H149V127L147 126L148 124ZM153 123V122H152ZM155 123V122H154ZM164 123V125H165ZM185 123V122H184ZM44 124V123H43ZM57 124V125H58ZM99 124V123H98ZM122 124V123H121ZM121 124L119 125V127L121 126ZM134 124V123H132ZM137 123H135V126L134 127H138L136 126ZM150 124V123H149ZM41 125V123L39 124ZM56 125V126H57ZM118 125V124H117ZM144 124L143 125H140L141 127L142 126H145ZM160 125V123H159ZM163 125V126H164ZM234 125H235V129H237L238 127V123L237 121L234 122ZM45 126V124H44ZM44 126L43 127V131H44ZM49 126V127H50ZM94 126V125H93ZM99 126L101 127V125L99 124ZM112 126V125H111ZM130 128V130H134V128ZM139 126V127H140ZM151 126V125H150ZM166 126V125H165ZM95 127V126H94ZM107 127V126H106ZM118 127V128H119ZM148 127V128H147ZM155 127V126H154ZM177 127V126H176ZM46 128V126H45ZM99 128V127H98ZM105 128V127H104ZM126 128V126H125ZM153 128V127H152ZM162 128V127H161ZM161 128H159L161 130ZM52 129V128H51ZM176 129V128H175ZM181 129V128H180ZM234 129V128H233ZM94 130H96L94 128ZM101 130H102V127H101ZM129 130V129H128ZM143 130V129H142ZM144 130V131H145ZM153 130V129H152ZM169 130V129H168ZM173 130V129H172ZM46 131V130H45ZM50 131V130H49ZM58 131H55L57 133H59ZM97 131V130H96ZM104 131V130H103ZM103 131H101V133H103ZM114 131V130H113ZM119 131V130H117ZM123 131V130H122ZM136 131V130H135ZM151 131V130H150ZM164 131V129L162 130ZM176 131V130H175ZM182 131V130H181ZM95 132V131H94ZM116 132V131H115ZM137 132V131H136ZM138 132H141V131H138ZM137 132V133H138ZM147 132V131H146ZM169 132V131H168ZM180 132V131H179ZM97 133V132H96ZM99 133V132H98ZM118 133V132H117ZM134 133V132H133ZM145 133V132H144ZM149 133V131H148ZM147 133V134H148ZM170 133V132H169ZM172 133V132H171ZM178 133V132H177ZM176 133V134H177ZM183 133V131H182ZM181 133V134H182ZM42 134V135H41ZM47 134V132H46ZM104 134H107V133H104ZM120 134V133H119ZM125 134V133H124ZM130 134V133H129ZM140 134V133H139ZM142 134V133H141ZM153 134V133H152ZM174 134V132H173ZM180 134V133H178ZM177 134V135H178ZM184 134V133H183ZM48 135V134H47ZM65 135V134H64ZM95 135H98V134H95ZM109 135V134H108ZM111 135V134H110ZM143 135V134H142ZM157 135V134H156ZM155 135V136H156ZM100 136H102L100 134ZM107 136V135H106ZM119 136V135H118ZM133 136V135H132ZM141 136V135H139ZM97 137V136H96ZM94 137V139L96 138ZM111 137V136H110ZM136 137V136H135ZM157 137V136H156ZM204 137V138H203ZM102 138V137H101ZM104 138V137H103ZM102 138V139H103ZM109 138V137H108ZM107 137H105V139H108ZM129 138V137H128ZM148 139V136L146 137ZM163 138V137H162ZM173 138V137H172ZM177 138V137H176ZM54 139V140H52ZM90 139V140H89ZM93 139V138H92ZM132 139V138H131ZM140 139V140H139ZM146 139V140H147ZM50 140L54 141L55 142V146L52 147L53 144H50ZM85 140H89L91 142L86 143ZM96 140V139H95ZM94 140V142H95ZM180 140V139H179ZM47 141L49 142L47 144ZM83 141V142H82ZM204 141H207L206 143H204ZM93 142V143H94ZM98 142V141H96ZM152 142V140H151ZM183 142V141H181ZM95 144V143H94ZM97 144V143H96ZM147 144V143H146ZM150 144V142H149ZM176 144V143H175ZM50 145H51V148H50ZM47 146H48V150H47ZM150 146V147H151ZM174 146V145H172ZM217 147L219 149V154H218V162L220 164V167L222 168L221 171H223L226 175H228V179L229 177H231L232 175H234V177L236 176V178L240 177L239 174H238V167L240 166L241 162H242V157H241V146H240V140L237 138V137H233L229 134H226V133H223L220 135V137L218 138V141H217ZM37 150H36V149ZM40 148V149H39ZM133 148V147H131ZM175 148V147H174ZM177 149L181 148V147H176ZM43 150L41 152H38L39 150ZM175 149V150H177ZM203 149V150H202ZM35 150L36 152L35 153H32L31 151ZM71 151L70 153V157L71 159H75V156H78L74 161H73V168L70 167V164L67 163V161L65 160L64 156H65V151L68 152ZM129 150V149H128ZM132 150V149H131ZM130 150V151H131ZM132 150V151H133ZM48 151V152H47ZM174 151V150H173ZM204 153H203V152ZM34 152V151H33ZM170 152V151H169ZM128 153V152H127ZM101 154V155H100ZM133 156L134 153H129ZM201 154V155H200ZM100 155V156H99ZM130 155V156H131ZM200 155V156H199ZM101 157L102 158V162L100 163V161H97L98 158ZM204 157V156H203ZM114 158L119 159L120 158V162H115L114 161ZM67 159V158H66ZM205 160V161H206ZM133 161V160H132ZM144 161H146V166L145 167H142V163H144ZM206 161V162H207ZM103 163V164H102ZM199 163V162H198ZM126 164V165H125ZM205 166H201V169H204ZM54 167V168H52ZM56 167V168H55ZM109 167V168H108ZM152 167V168H150ZM207 167V166H206ZM219 167V165H218ZM219 167V169H220ZM75 168V169H74ZM146 168V169H145ZM207 169V168H205ZM211 169V168H210ZM100 170V169H99ZM103 170H100V172H102ZM47 171V172H46ZM53 171V170H52ZM57 171V170H56ZM210 171V170H209ZM56 172V173H58ZM86 172V171H84ZM90 172V174H91ZM204 172V171H203ZM202 172V173H203ZM51 173V172H50ZM53 173V172H52ZM223 173V174H224ZM49 174V173H48ZM89 174V173H88ZM95 174V173H92V175ZM104 174V172H103ZM127 174V173H126ZM51 175V174H50ZM54 175V174H52ZM74 175V178L72 176ZM82 175H84L82 173ZM86 175V174H85ZM204 175V173H203ZM225 175V177H226ZM231 175V176H229ZM55 176V175H54ZM71 176V177H70ZM95 176V175H94ZM128 176V175H127ZM215 176V175H213ZM46 177V178H47ZM52 177V176H51ZM50 177V178H51ZM56 177V176H55ZM79 177H82L81 175L78 176ZM87 177V175H86ZM90 177V176H89ZM204 177V176H203ZM224 177V178H225ZM53 178V177H52ZM73 178V179H72ZM91 179L93 177H90ZM89 178V180H90ZM99 178V177H98ZM106 178V177H105ZM80 179V178H79ZM82 179H84L82 177ZM82 179H80L82 181ZM87 178H85L86 180ZM107 179V178H106ZM109 179V178H108ZM107 179V180H108ZM112 179V178H110ZM110 179L108 181H110ZM143 179V180H144ZM232 179V178H231ZM235 179V178H234ZM44 181L42 182H45V179H43ZM50 180V179H49ZM78 180V182L80 181ZM94 180V179H93ZM123 180V179H122ZM121 180V181H122ZM132 180H135L132 178H129V180L127 179L126 184H130L132 183L133 181ZM207 180V179H206ZM47 181V179H46ZM52 181V179H51ZM80 181V183H81ZM88 181V180H87ZM92 181V180H91ZM90 181V182H91ZM94 181H97V179H95ZM102 181V180H101ZM100 181V182H101ZM226 181V180H225ZM232 181V180H231ZM55 182V180H54ZM85 183V181L83 180L82 183ZM123 182V183H125ZM135 182V181H134ZM227 182V181H226ZM49 183V182H48ZM61 183V184H62ZM75 183V182H74ZM81 183V184H82ZM96 183V182H95ZM110 183V182H109ZM140 183V182H139ZM160 183V182H159ZM207 183V182H206ZM213 180L209 183V185L211 184V186L213 185ZM56 184V182L54 183ZM77 184V183H76ZM79 184V183H78ZM92 184V183H90ZM118 183H116L117 185ZM135 185V183H132ZM131 184V185H132ZM229 184V183H228ZM47 185V184H45ZM44 185V186H45ZM58 185V184H57ZM89 185V184H88ZM103 185V184H101ZM100 185V186H101ZM112 185V184H111ZM140 185V184H139ZM138 185V186H139ZM202 185V184H201ZM230 185V184H229ZM63 186V185H62ZM62 186H58V188H56L58 191H63L62 189ZM70 186V185H69ZM72 186L74 187V185L72 184ZM80 186V184H79ZM91 186V185H90ZM89 186V188H90ZM99 186V185H98ZM186 187L187 188V192L184 193L185 195H182L183 197L187 195H196L198 193L199 195V198H198V201L197 199H195L196 204H195V211L194 209H192L191 213H192V217H191V221L187 224H185V226L180 230L179 234H177L176 237L174 238H167V234L168 232L167 231H164V229H168L170 225H176L178 221V219H180L181 217L183 216H180V212L179 211H174V214H172V209H174V207L170 204H173V205H176V199L174 200H170V199H173L174 197V191L175 189L178 190L179 187ZM232 186V185H231ZM47 187V186H46ZM49 187V185H48ZM64 187V186H63ZM72 187V188H73ZM77 187V185H76ZM85 187L82 186V188ZM88 187V186H87ZM85 187V188H87ZM91 187H94L91 186ZM132 187V186H131ZM198 187V186H197ZM66 188V187H65ZM64 188V189H65ZM72 188H67L68 190H72ZM75 188V187H74ZM100 188V187H99ZM98 188V189H99ZM127 188H130V186H128ZM141 188V187H140ZM180 188V189H181ZM199 188V187H198ZM78 189V188H77ZM84 189V188H83ZM114 189V188H113ZM135 189V188H134ZM139 189V188H138ZM179 189V190H180ZM196 189V190H194ZM205 189V188H204ZM207 189V188H206ZM27 190V191H26ZM70 190V191H71ZM80 190V189H79ZM127 190V189H126ZM129 190V189H128ZM184 190V188H183ZM67 191V190H66ZM65 191V193H66ZM71 191V193H72ZM75 191V189H74ZM98 191V190H97ZM130 192L132 190H129ZM128 191V192H129ZM139 191V190H138ZM174 193H173V192ZM50 191L48 192L51 193ZM86 192V191H85ZM93 192V191H92ZM99 192V195H100V191ZM98 192H96L98 194ZM106 192V191H105ZM117 192V190L115 191ZM127 192V191H126ZM137 192V191H136ZM178 193V191H176ZM61 193V192H60ZM64 193V192H62ZM74 193V192H73ZM73 193L71 194V196L73 195ZM82 193V192H81ZM80 193V194H81ZM94 193H95V190H94ZM111 194V192H109ZM124 193V192H123ZM141 193H144L143 190L141 191ZM216 193V192H215ZM46 194V193H45ZM55 194H58L55 193ZM67 194H69L70 196V193L68 192ZM77 193L75 192V195ZM90 194V192L88 193ZM96 194V195H97ZM103 195V193H101ZM114 194V192H113ZM111 194V195H113ZM122 194V193H121ZM125 194V193H124ZM128 194V193H127ZM140 194V191L139 193ZM151 194V196L154 197H150L149 195ZM47 195V194H46ZM45 195V196H46ZM50 195V194H49ZM59 195V194H58ZM95 195V194H93ZM91 195V196H93ZM102 195L100 196L102 198ZM107 195V196H106ZM117 195V194H116ZM142 195V194H141ZM162 195V196H161ZM164 195V196H163ZM43 196V195H42ZM57 196V195H56ZM61 196V195H60ZM68 196V195H67ZM68 196V197H69ZM81 196V195H80ZM106 196V197H105ZM105 198L107 199H110L108 194H105ZM115 196V195H114ZM122 196H125L122 194ZM197 196V195H196ZM11 197V198H10ZM54 197V196H53ZM62 197V196H61ZM64 197V196H63ZM73 197V196H72ZM71 197V198H72ZM76 197V196H75ZM84 197V196H83ZM89 197V196H88ZM111 197V196H110ZM126 197V196H125ZM128 197V195H127ZM191 197V196H190ZM189 197V198H190ZM215 197V198H214ZM3 198V197H2ZM74 198V197H73ZM78 198V197H77ZM112 198V197H111ZM121 198V197H120ZM196 198V197H195ZM46 199V198H45ZM53 199V198H52ZM117 199V198H116ZM125 199V198H124ZM124 199H122L124 201ZM138 199V198H137ZM183 199V198H182ZM192 199V198H191ZM38 200V199H37ZM49 200V199H48ZM55 199H53L54 201ZM60 200V199H59ZM62 200V199H61ZM69 200V199H68ZM72 200V199H71ZM70 200V201H71ZM74 200V199H73ZM115 200V199H114ZM131 200V199H130ZM4 201V200H3ZM81 201V199L79 200ZM84 201V200H83ZM82 201V202H83ZM103 201V200H102ZM105 201H107L105 199ZM118 201V200H117ZM121 201V200H119ZM139 201V200H138ZM137 201V202H138ZM171 201V203H169ZM181 201V200H180ZM189 201V200H187ZM30 202V201H29ZM56 202V201H55ZM58 202V201H57ZM62 202H66L65 200ZM74 202V201H73ZM112 202V201H111ZM128 202V201H126ZM124 201V203H126ZM130 202V201H129ZM173 202V203H172ZM178 202V201H177ZM51 203V202H50ZM60 203V202H59ZM68 203V202H67ZM77 203L79 204L80 202L77 201ZM136 203V202H135ZM191 203V202H190ZM190 203H187V204H190ZM12 204V205H14ZM26 204V203H25ZM54 204V202H52L51 204H49V202H46L44 204V207L41 211V213H39L38 216H45V215H48L50 213L49 209L51 208V205ZM57 204V203H56ZM71 204V202H70ZM76 204L75 207H79L81 205H78ZM86 204V203H84ZM89 204V203H88ZM91 204V203H90ZM97 204V203H96ZM103 204V202H102ZM106 204V203H105ZM113 203H111L112 205ZM122 204V203H121ZM120 204V205H121ZM128 204V203H127ZM137 204V203H136ZM184 206L186 204V201L185 203H182ZM194 204V202L192 203ZM220 204V203H219ZM28 205V204H27ZM55 205V204H54ZM53 205V206H54ZM58 205V204H57ZM64 205V204H62ZM61 205V206H62ZM73 205V204H71ZM78 205V206H77ZM87 205V204H86ZM125 205V204H124ZM178 205V204H177ZM66 206V205H65ZM69 206V205H68ZM102 206V205H101ZM109 206V205H108ZM123 206V205H122ZM121 206V208H122ZM130 206V205H129ZM147 206V207H146ZM186 206V205H185ZM8 207V206H7ZM12 207V206H10ZM59 207V206H58ZM64 207V206H63ZM72 207V206H71ZM124 207V206H123ZM131 207V206H130ZM139 207V206H138ZM181 207V206H180ZM9 208V207H8ZM7 208V209H8ZM56 208V207H55ZM82 208H83V204H82ZM81 208V209H82ZM90 208V207H89ZM98 208V207H97ZM119 208V207H117ZM125 208V207H124ZM123 208V209H124ZM134 211L136 208L132 207ZM182 208V207H181ZM191 208H194V206L192 205ZM11 209V208H10ZM38 209V208H37ZM41 209V207H40ZM74 209V208H72ZM79 209V208H78ZM94 209V208H93ZM184 209V207L182 208ZM187 209V207H186ZM185 209V210H186ZM216 209V207H215ZM5 210V208H4ZM60 210V209H59ZM65 210V209H64ZM108 210V209H106ZM125 210V209H124ZM131 210V208H130ZM130 210L128 212H130ZM172 210V211H171ZM6 211V210H5ZM14 211V210H13ZM31 211V210H30ZM63 211V210H62ZM103 211V210H102ZM111 211V210H110ZM112 211H114L112 209ZM122 211V210H121ZM126 211V210H125ZM53 212V211H52ZM64 212V211H63ZM108 212V211H107ZM117 212V211H116ZM171 212V216L170 217H167V213ZM183 212V211H182ZM181 212V213H182ZM8 213V212H7ZM65 213V212H64ZM70 213V212H68ZM98 213V212H97ZM120 213V212H119ZM15 214H18L20 216L24 215L26 216L27 220L30 219V220H26L27 222L23 223V225L21 224H17L16 225V233L20 236H23V237H27V235H29V233L31 232V229L33 230V228H37V226H39V223L41 222V219H34L33 217L34 216H31L30 217V213L27 212V211H22V210H19L17 209V213ZM80 214V213H79ZM78 214V215H79ZM100 214V213H99ZM109 214V212H108ZM107 214V215H108ZM125 214V213H124ZM135 214V213H134ZM257 214V213H256ZM72 216L74 214H71ZM76 215V214H75ZM103 216L105 215L102 214ZM110 215V214H109ZM127 218H128V214H126ZM133 215V214H132ZM183 215V213L181 214ZM29 216V218H28ZM82 216V215H81ZM80 216V217H81ZM98 216V215H97ZM120 216V215H119ZM125 216V215H124ZM217 216V215H216ZM259 218L261 219V226L259 228V235L261 237H264V211L262 212H259L258 214ZM99 217V216H98ZM102 217V216H101ZM105 217V216H104ZM107 217V216H106ZM105 217V218H106ZM126 217H122L124 218V221L126 219ZM129 217H131L129 215ZM82 218V217H81ZM88 218V216H87ZM97 218V217H96ZM109 218V217H108ZM202 218H204L205 220L202 221ZM16 219V218H15ZM65 219H68L65 218ZM116 219V218H115ZM120 219V218H119ZM176 219V220H175ZM9 220V219H8ZM71 220V219H70ZM78 220V219H77ZM76 220V221H77ZM84 220V219H83ZM107 220V219H106ZM136 220V221H138ZM201 220V223H199ZM68 221V220H67ZM72 221V220H71ZM87 221V220H86ZM93 221V220H92ZM99 221V220H98ZM112 221V219H111ZM118 221H121V220H118ZM123 221V220H122ZM123 221V222H124ZM129 221V220H128ZM73 222V221H72ZM70 222V223H72ZM83 222V221H82ZM88 222V221H87ZM90 222V221H89ZM102 222V221H101ZM126 222V223H125ZM123 224L124 226L121 227L123 230H125V225L128 226L127 224V221H125ZM144 222L146 223V225L144 224ZM183 222V221H182ZM206 223L205 226L203 223ZM75 223V222H74ZM80 223V222H78ZM93 223V222H92ZM100 223V222H99ZM98 223V224H99ZM107 223V222H106ZM109 223V222H108ZM116 223V222H115ZM130 223H132V226H135L136 222H135V219L131 220V222H129V228L130 227ZM139 222H137L138 224ZM142 223V222H140ZM139 223V224H140ZM55 224V223H54ZM64 224V223H63ZM69 224V222H68ZM84 224L86 223H83V226ZM88 224V223H87ZM86 224V225H87ZM94 224V223H93ZM75 225V224H74ZM82 225V223H81ZM96 225V224H95ZM104 225V224H103ZM117 225V223H116ZM184 225V224H183ZM182 225V226H183ZM76 226V225H75ZM97 226V225H96ZM106 226V225H105ZM104 226V227H105ZM119 226H122V225H119ZM142 226V227H141ZM203 229H202V227ZM85 227V226H84ZM91 227V225H90ZM90 227L88 228V225H87V228L90 230ZM110 227V225H109ZM125 227V228H124ZM202 229V231H199L198 230ZM207 227V229H206ZM82 229L80 231H83V227H81ZM101 227H99L98 225V229H100ZM103 228V227H102ZM114 228V227H113ZM171 228V226H170ZM175 228V227H173ZM177 228V227H176ZM43 229V228H42ZM80 229V227L78 228ZM85 229V228H84ZM92 229V227H91ZM116 228H114V231H115ZM120 229V228H119ZM172 229V228H171ZM65 230V229H64ZM72 230V229H71ZM70 230V232H72ZM94 230V233H95V228L93 229ZM102 230V229H101ZM106 230V228H105ZM176 230V229H175ZM189 230V231H188ZM37 231V230H36ZM103 231V230H102ZM140 231V234L137 235V233H139ZM104 232V231H103ZM116 232V231H115ZM114 232V233H115ZM128 232L132 233L131 231L128 230ZM176 232V231H174ZM200 232L202 233L203 236H199ZM213 232V231H212ZM64 233V232H63ZM99 233H101L99 231ZM106 233V231H105ZM113 233V234H114ZM119 233V232H117ZM123 233V232H122ZM152 233L151 231L149 232V234ZM191 233H192V236L195 235V237H192L191 236ZM67 234V233H66ZM88 234V233H87ZM92 234V232H91ZM109 232H108V236H109ZM147 235V232L145 233ZM153 234V233H152ZM166 234V236H165ZM89 235V234H88ZM100 236L102 234H99ZM97 236V237H100V236ZM117 235V234H116ZM125 235V234H124ZM144 235V234H143ZM141 235V236H143ZM144 235L143 238L141 237V239H144L145 243L147 240H151V239H145L147 238V236ZM154 235V234H153ZM83 236V235H82ZM94 236V235H93ZM113 236V235H112ZM150 236V235H149ZM148 236V237H149ZM211 236V235H210ZM68 237V236H67ZM80 237V235H79ZM87 238H91V236H86ZM97 237L95 239V241H97ZM102 237V236H101ZM100 237V239H101ZM110 237V236H109ZM108 237V238H109ZM115 237V235H114ZM123 237V236H122ZM121 237V238H122ZM127 237V236H126ZM135 237V236H134ZM145 237V238H144ZM151 237V236H150ZM149 237V238H150ZM153 237V236H152ZM170 237V236H169ZM172 237V236H171ZM1 238V236H0ZM70 238H71V235H70ZM76 238V237H75ZM83 238V237H82ZM116 238V237H115ZM139 238V241L142 244H145L144 242L142 243L141 242V239H140V236H138ZM205 238V239H204ZM37 239V238H36ZM46 239V238H45ZM61 239V237H60ZM69 239V238H68ZM105 239V238H103ZM125 239V238H123ZM154 239V237H153ZM195 239V240H194ZM26 240H28V242L30 243L29 245H35L37 244L35 240L31 239V238H27ZM38 240V239H37ZM83 240V239H82ZM91 240V239H90ZM102 240V239H101ZM101 240H99L98 238V243L100 244ZM117 242L121 244V240L118 239L117 237ZM114 240V241H116ZM132 240V239H131ZM134 240V239H133ZM89 241V240H88ZM105 241V240H104ZM108 241V239H107ZM106 242H104L105 244V247L106 246ZM124 242V240H122ZM129 240H126V243L128 242ZM139 241H138V245H139ZM3 242V241H2ZM39 242V241H37ZM43 242V240H42ZM58 242V241H57ZM60 242V241H59ZM82 242V241H81ZM91 242H93L91 240ZM115 242V243H117ZM122 242V243H123ZM148 242V241H147ZM152 242V241H151ZM150 241L148 242V244H145L146 247L151 245ZM158 242H154L156 245ZM4 243V242H3ZM85 243V242H83ZM93 244L94 246H91L92 244L88 243L90 246H91V249L90 251L93 253V254H99L102 250L103 252V255L102 257H100V260L103 258L105 260V254H106V257H112L113 259V256H117L119 255V251L117 252L118 255H114L113 256L111 255L112 253H114V251H112V248L111 246L115 243H113V241L111 242L109 240L108 243H113L111 246H109L108 248L110 249L111 248V253L108 254L106 252V250L108 248H101L100 246H102V243L101 245L99 244ZM123 243V244H124ZM151 243V244H150ZM158 243V244H159ZM40 244V242H39ZM87 244V245H88ZM118 244V249H119V246L121 247L122 245ZM154 244V245H155ZM185 244L187 246H185ZM43 245V244H42ZM134 245V244H133ZM140 245V246H141ZM160 245V246H161ZM185 246V247H182V246ZM4 246V245H3ZM89 246V247H90ZM115 245H113V248L116 249V246L114 247ZM137 246V245H136ZM152 246V249H153V244L151 245ZM159 246V248H160ZM85 247V246H84ZM124 246H122L123 248ZM125 247L127 248V245H125ZM138 247V246H137ZM162 247V246H161ZM182 247V248H181ZM76 248V247H75ZM140 247H138L139 249ZM148 248V247H147ZM150 248V247H149ZM81 249V248H80ZM116 249V250H118ZM121 249V248H120ZM129 249V248H128ZM131 249V248H130ZM137 249V251H138ZM143 249H145L143 247ZM151 249V248H150ZM157 249V248H156ZM2 250V249H1ZM0 250V252H2ZM78 250V249H76ZM87 250V249H86ZM86 250L83 252V253H80L82 254L81 258L77 255V257H79L80 259H82L83 257V254L85 255L87 252ZM134 250L136 251V249L134 248ZM149 250V249H148ZM147 250V251H148ZM4 251V249H3ZM108 251V250H107ZM122 251V249H121ZM120 251V252H121ZM127 251V249L125 250V252ZM140 253H141V249L139 250ZM153 251V250H152ZM6 252V251H5ZM86 252V253H85ZM106 252V253H105ZM109 252V251H108ZM123 252V251H122ZM121 252V253H122ZM129 252V251H128ZM134 252V251H133ZM155 252V251H154ZM153 252V253H154ZM7 253V252H6ZM116 253V252H115ZM124 253V252H123ZM132 253V252H131ZM129 253V254H131ZM139 253V252H138ZM136 254V256H138L140 258L141 254ZM149 253V251L147 252ZM146 254V252L144 253ZM157 254V253H156ZM71 256V254H69ZM87 256L88 255H91L90 254H86ZM101 255V253L99 254ZM110 255V256H109ZM121 255V254H120ZM140 255V256H139ZM152 255V254H151ZM92 256V255H91ZM94 256V255H93ZM125 256V255H124ZM130 256V255H129ZM134 256V255H132ZM130 256V257H132ZM146 256V255H145ZM149 258L152 257L154 258V256H150L148 255ZM7 257V256H6ZM5 257V258H6ZM74 257V256H73ZM72 257V258H73ZM95 257V256H94ZM92 257V258H94ZM121 257V256H120ZM137 257V258H138ZM157 257V256H156ZM69 258V257H68ZM78 258V260H79ZM85 258V257H84ZM90 258V261H91V257ZM96 258V257H95ZM94 258V259H95ZM116 257H114L115 259ZM151 258V259H152ZM3 257L2 255L0 254V260H2ZM11 259V258H10ZM65 259V257H64ZM102 259V260H103ZM123 259V258H122ZM135 259V258H134ZM132 259V260H134ZM72 259H70L71 261ZM99 258L96 260L95 259V262L92 263V264H95L98 263L102 264V262H99L100 261ZM101 260V261H102ZM108 260V259H107ZM110 260V259H109ZM130 260V259H129ZM141 260V259H140ZM139 260V261H140ZM12 261V260H11ZM69 261V260H68ZM81 261V260H79ZM84 262V260H82ZM89 261V260H88ZM111 261V260H110ZM136 261V260H135ZM138 261V263H139ZM18 262V261H17ZM60 262V261H59ZM58 262V263H59ZM73 263L72 264H76L75 261H72ZM75 262V263H74ZM86 262V261H85ZM106 262V261H105ZM108 262V261H107ZM112 262H115V260L111 261L110 263ZM117 262V261H116ZM126 262V261H125ZM124 262V263H125ZM145 262L146 264V258L142 261V264ZM150 262V261H149ZM148 262V264H150ZM153 262V260H152ZM0 263H3L0 261ZM12 263V262H11ZM57 263V262H56ZM78 264L81 262H77ZM169 264L167 261L164 262V264ZM4 264V263H3ZM13 264V263H12ZM16 264V263H15ZM55 264V263H54ZM60 264V263H59ZM86 264H89V263H86ZM108 264V263H107ZM113 264V263H112ZM123 264V263H122ZM128 264V263H127ZM131 264H137V263H132Z\"/></svg>",
    "mask_w": 264,
    "mask_h": 264
},
{
    "label": "crops",
    "instance_id": "obj_3",
    "mask_svg": "<svg viewBox=\"0 0 264 264\" xmlns=\"http://www.w3.org/2000/svg\"><path fill=\"white\" fill-rule=\"evenodd\" d=\"M189 5L190 0H0V34L8 12L16 10L12 36L20 53L45 56L70 51L69 29L75 25L78 35L81 29L96 36L102 28L111 33L118 29L119 52L133 49L138 56H159L181 45ZM110 47L108 51L113 50ZM245 235L251 236H241L243 243L251 242L253 237L244 239ZM225 259L216 255L210 264H225Z\"/></svg>",
    "mask_w": 264,
    "mask_h": 264
}]
</instances>
